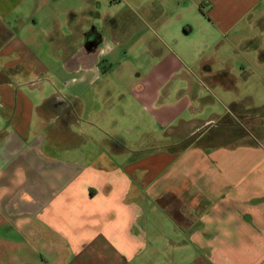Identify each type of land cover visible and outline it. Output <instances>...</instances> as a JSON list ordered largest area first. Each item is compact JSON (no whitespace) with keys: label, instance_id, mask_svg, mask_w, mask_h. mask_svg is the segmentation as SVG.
I'll use <instances>...</instances> for the list:
<instances>
[{"label":"crops","instance_id":"0c3cea01","mask_svg":"<svg viewBox=\"0 0 264 264\" xmlns=\"http://www.w3.org/2000/svg\"><path fill=\"white\" fill-rule=\"evenodd\" d=\"M0 264H264V0H0Z\"/></svg>","mask_w":264,"mask_h":264},{"label":"rangeland","instance_id":"374dc122","mask_svg":"<svg viewBox=\"0 0 264 264\" xmlns=\"http://www.w3.org/2000/svg\"><path fill=\"white\" fill-rule=\"evenodd\" d=\"M201 88V87H200ZM214 109H216L217 111L221 112L222 110H224L223 106L220 104L219 101H216V104L214 106ZM225 111V110H224ZM223 111V112H224Z\"/></svg>","mask_w":264,"mask_h":264},{"label":"trees","instance_id":"16d2710c","mask_svg":"<svg viewBox=\"0 0 264 264\" xmlns=\"http://www.w3.org/2000/svg\"><path fill=\"white\" fill-rule=\"evenodd\" d=\"M227 121H228L227 123H230V122H229V119H228Z\"/></svg>","mask_w":264,"mask_h":264}]
</instances>
